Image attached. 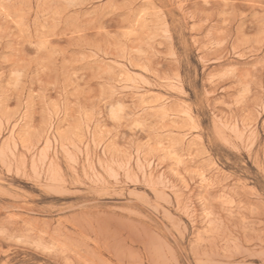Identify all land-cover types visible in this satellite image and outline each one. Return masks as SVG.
<instances>
[{
  "label": "rangeland",
  "instance_id": "rangeland-1",
  "mask_svg": "<svg viewBox=\"0 0 264 264\" xmlns=\"http://www.w3.org/2000/svg\"><path fill=\"white\" fill-rule=\"evenodd\" d=\"M0 264H264V0H0Z\"/></svg>",
  "mask_w": 264,
  "mask_h": 264
}]
</instances>
